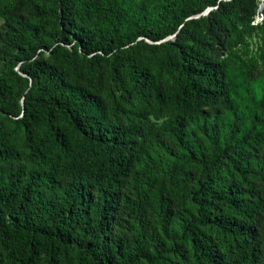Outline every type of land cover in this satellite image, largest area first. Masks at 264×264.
<instances>
[{"label": "trees", "instance_id": "trees-1", "mask_svg": "<svg viewBox=\"0 0 264 264\" xmlns=\"http://www.w3.org/2000/svg\"><path fill=\"white\" fill-rule=\"evenodd\" d=\"M39 1L0 9L21 53L0 55V264H264V69L202 47L252 27L257 0ZM104 71L129 105L101 93Z\"/></svg>", "mask_w": 264, "mask_h": 264}, {"label": "rangeland", "instance_id": "rangeland-1", "mask_svg": "<svg viewBox=\"0 0 264 264\" xmlns=\"http://www.w3.org/2000/svg\"><path fill=\"white\" fill-rule=\"evenodd\" d=\"M261 0H257V9L256 13L251 21L252 27H247L246 29L242 28L241 23H237L234 27L227 32L223 30V36L220 40L214 39L210 34L206 33L205 44L202 46L205 51L208 53L214 54L219 57V59H224L229 57L231 60L243 59L245 62H249L250 59H255L258 62L256 68L257 72H260L264 69V52L261 49L264 47V15H261L260 4ZM40 3L39 0L32 1H22V0H0V9L5 11L6 14L18 13V14H30L33 13L34 7ZM214 8V7H212ZM204 11L202 14V20L208 12L212 9ZM264 11V10H263ZM202 21V22H203ZM241 28L243 30H241ZM9 30V22L6 17L0 13V34H5ZM145 41L149 44L155 43L154 41L145 38ZM190 43H193L191 40ZM0 55L3 57L17 58L21 59V53L11 44L5 43L0 40ZM49 52L44 49H38L36 53V58H45L47 59ZM141 59L144 62H147L151 65L152 70L158 76V78L165 82L166 84H172L174 77L171 75L169 68L167 66L165 56L162 54H153L150 51L140 50ZM24 60H19L15 69L19 71L22 75L24 73L20 70V65L24 63ZM85 65L87 61L85 60ZM88 81V79H85ZM98 88L105 98L109 100L120 99L123 105H129V102L123 100L120 97L122 91L118 83L117 78L112 74L111 71L102 72L98 78ZM169 118L168 114H158L151 113L146 117H142L139 120L143 124H147L153 129H157L162 125L164 121ZM257 152L264 157V146L260 147ZM90 157V153H82L80 158L83 159V164L87 163V158ZM185 166L181 163L176 164V169H182ZM65 181L70 179L69 175L65 176ZM184 188L175 183L174 180H168L164 183L163 193L164 196L170 199H174L176 202L184 201ZM147 223L150 227L156 224V217L153 212L150 211L147 216ZM263 230H264V218H263Z\"/></svg>", "mask_w": 264, "mask_h": 264}, {"label": "built area", "instance_id": "built-area-1", "mask_svg": "<svg viewBox=\"0 0 264 264\" xmlns=\"http://www.w3.org/2000/svg\"><path fill=\"white\" fill-rule=\"evenodd\" d=\"M261 4H260V9H261V15L263 16L264 15V0H261Z\"/></svg>", "mask_w": 264, "mask_h": 264}]
</instances>
